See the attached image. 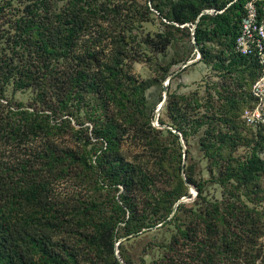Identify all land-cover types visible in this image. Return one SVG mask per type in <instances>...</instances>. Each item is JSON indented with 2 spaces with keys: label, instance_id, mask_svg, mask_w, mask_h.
I'll use <instances>...</instances> for the list:
<instances>
[{
  "label": "rangeland",
  "instance_id": "1",
  "mask_svg": "<svg viewBox=\"0 0 264 264\" xmlns=\"http://www.w3.org/2000/svg\"><path fill=\"white\" fill-rule=\"evenodd\" d=\"M51 1L52 8L65 3ZM97 2L99 14L88 15L87 28L73 41L66 56H48L32 63L40 65V80L46 85L39 90L44 96L37 107L39 118L59 127L57 131L41 130L30 138L26 149L0 141V176H9L8 180L0 178L2 182L20 176L17 170L3 171L2 164L12 154L11 146L16 154L24 148L19 155L32 162L40 164V158L49 162L35 165L49 178L48 191L40 195L37 206H60L66 224L55 231L41 226L27 231L35 239L42 234L44 243L62 259L57 264H106L110 256L97 253L93 227L88 223L76 224L78 217L92 210L88 208L96 198L98 204L104 203L98 213L114 218L113 255L126 264H264V171L249 186L236 183L233 177L224 183L221 180L238 160L250 153L259 135L264 136V90L257 91L259 96L252 91L261 73L252 81L250 66L238 69L239 77L214 69V61L228 60L225 39L208 41L203 53L193 42V24L183 27L173 22L170 26L163 15L165 10L157 8L153 0ZM20 9L19 0H0V30L12 32V21ZM202 12L213 13L214 8ZM163 31L169 35L170 43L161 53L147 41L156 40L157 33ZM21 52L25 51L19 50L16 59L36 58L28 53L22 56ZM165 71L167 75L162 78ZM125 72L133 76V81L121 75ZM139 82L149 83L144 114L138 113L134 105L133 89ZM5 88V98L33 108L30 103L37 89L13 92L12 83ZM235 93H242L246 101L241 98L243 95ZM164 94L166 99L168 94L182 95L174 108H185L192 116L196 111L207 114V102L212 95L217 107L214 127L218 136L226 139L229 130L235 129L242 139L233 148L211 153L206 145L208 123L183 138L171 124L166 99L156 117ZM230 94L241 102L233 116L226 99ZM195 98L202 105L193 111ZM106 120L120 126L119 142L113 153L117 154L116 162L123 164L132 177L127 195L136 208V219L143 222L134 234L123 226L119 220L123 214L110 207L112 201L100 188L101 182H95L92 167L86 168L82 159L95 163L97 153H93L92 143L88 142L90 129L93 123ZM168 128L179 134V140L172 139L165 131ZM259 154L264 159V149ZM185 172L205 180L202 198L197 197L194 186L189 190ZM112 189L117 203H122L119 193L123 184L117 183ZM178 204L181 207L176 211ZM156 209L166 217L157 219L159 214L153 215ZM128 212L126 207L125 215ZM20 247L22 250L23 245ZM29 252L34 258L38 255Z\"/></svg>",
  "mask_w": 264,
  "mask_h": 264
},
{
  "label": "trees",
  "instance_id": "2",
  "mask_svg": "<svg viewBox=\"0 0 264 264\" xmlns=\"http://www.w3.org/2000/svg\"><path fill=\"white\" fill-rule=\"evenodd\" d=\"M10 3L13 0H8ZM21 3L20 14L12 21L14 24L12 32L5 29L0 30V141L12 143L13 147L27 148V142L33 135L41 130L43 133L48 131H57L59 127L48 122L43 123V117L39 118L37 107L40 106L39 100L43 101L44 96L39 90L46 87L45 81L40 80L43 74L40 65L32 64L39 61L40 58L48 56L64 57L73 45V41L77 36L87 28L89 16L99 14L100 4L96 0H65L64 4H60L52 8L51 0H19ZM154 5L164 11V17L169 21L168 24L173 26V22L181 24L183 27L186 23L193 24V34L195 43L204 53L208 47L207 42L214 39H225L226 48L229 52L228 60L218 59L213 62L212 67L219 72L235 74L238 69L250 66L252 81L258 73H261L262 64L254 55H243L235 52L234 40L239 32L243 18L246 16L245 4L248 0H153ZM258 16L262 15V6L264 0H255ZM58 8L57 11L55 9ZM205 8H214L213 13L202 12ZM164 9V10H163ZM55 15V19L51 16ZM47 17V19L45 18ZM129 21V18H128ZM172 21V22H171ZM11 37V40H10ZM156 51L164 52L170 43V37L166 32H158L156 40L147 41ZM23 49L22 56L25 53L35 55V60L26 58L25 60L16 59V53ZM90 53V50H89ZM23 59V58H22ZM168 67V66H167ZM110 69L109 66H107ZM257 72V73H256ZM122 73L127 81H133V76ZM167 75L165 71L162 75ZM74 78V77H73ZM251 81V82H252ZM250 82V85H251ZM12 83V91L33 89L38 90L34 94L33 101L30 105L33 108H26L22 101L5 98V86ZM134 87L135 106L138 113L144 114L145 89L149 83L139 82ZM236 96L243 95L235 93ZM235 94L226 96L230 116L238 109L239 99ZM170 96L177 100L170 99ZM244 96V95H243ZM244 101H246V97ZM183 98L182 95L168 94L166 99V112L171 118V124L178 130L183 138H187L190 133H196L204 124L209 125L206 128V135L209 141L206 145L211 149V153L218 152L222 148H233L236 143L242 139L236 130H229L227 138L223 139L218 136L214 122L216 121V105L213 102V96L210 95L207 106V114L196 111L200 104L197 98L193 99L192 109L196 111L194 116L188 114L185 108H174L178 99ZM242 101V100H241ZM243 102V101H242ZM246 106V105H245ZM242 106L240 108H244ZM238 107V108H237ZM99 121V120H98ZM95 122L91 126V136L88 142L92 143L93 153H97L94 164L86 163V168L92 169L95 182H101L100 188L105 190L108 198L112 201L110 207L115 212L123 214L120 221L124 223L127 231L137 233L143 222L136 219L137 212L132 201L128 198V186L132 177L127 174L123 168V164L116 162L118 160L115 147L119 142L118 123L106 120V122ZM149 127L150 123L148 122ZM165 131L174 140H179V134L165 129ZM216 132V133H215ZM91 138L95 139L94 141ZM240 138V139H239ZM11 146V157L5 165L3 171L12 173L17 170L20 173L13 181L8 183L0 181V264H57L62 259L53 251V248L44 243L42 234L35 239L27 231L30 227L41 226L44 229L55 231L60 226L66 224L62 219L63 209L58 205L40 204L37 206V200L41 194L48 191L49 178L45 173H41L35 165H46L48 161L40 158L38 162H32L30 159L22 157L20 152L13 153ZM180 148V147H179ZM264 149V136L259 135L255 140L249 154L243 160H238L227 173L224 174L223 180H230L231 177L240 185L249 186L264 171V159L259 152ZM99 151V152H98ZM2 154V151H0ZM73 155V154H72ZM119 161V160H118ZM183 162V160H182ZM182 165V163H181ZM41 169V167H39ZM186 173V179L195 187L197 197L202 198L205 180L202 178H194ZM5 178L8 180L9 176ZM117 183L123 184L124 189L119 193L122 203H117L114 194H111L112 187H116ZM187 193V191L185 192ZM102 195V194H100ZM96 198L91 200V205L85 214L78 217L76 221L88 223L94 229L93 244L97 253H105L110 256L106 264H121L114 257V218L98 213L102 209L104 203L98 204ZM105 204H107L105 202ZM218 207V203H215ZM178 204L176 211L181 206ZM105 207V205H104ZM108 207V206H107ZM126 207L128 214H126ZM159 214L157 219L165 218L160 214L159 209L153 211ZM117 215V214H116ZM118 217V215H117ZM143 220V218H141ZM157 221V220H156ZM151 223L150 225L154 224ZM20 245H23V251ZM37 252V257H33L32 253ZM26 252V253H25ZM60 261V262H59ZM70 261V260H69Z\"/></svg>",
  "mask_w": 264,
  "mask_h": 264
},
{
  "label": "built area",
  "instance_id": "3",
  "mask_svg": "<svg viewBox=\"0 0 264 264\" xmlns=\"http://www.w3.org/2000/svg\"><path fill=\"white\" fill-rule=\"evenodd\" d=\"M245 8L246 16L243 18L239 32L235 37L234 50L239 54L254 55L263 65L261 75L252 85V91L259 96L257 91L263 93L261 90H264V5L260 17L255 0H248ZM262 86L263 89H261Z\"/></svg>",
  "mask_w": 264,
  "mask_h": 264
},
{
  "label": "water",
  "instance_id": "4",
  "mask_svg": "<svg viewBox=\"0 0 264 264\" xmlns=\"http://www.w3.org/2000/svg\"><path fill=\"white\" fill-rule=\"evenodd\" d=\"M194 26V25H193ZM192 34H193V30H192ZM193 42L195 43V41H194V38H193ZM195 45L197 46V44L195 43ZM163 90H164V92H166V90H167V87H166V83H163ZM165 99H166V96H165V94L163 95V98H162V101L159 103V105L157 106V114H156V117L158 116V114H159V111H160V109L162 108V106H163V103H164V101H165ZM157 119V118H156ZM157 121V120H156ZM181 143H183V141H182V139H181ZM184 158H183V162H182V165H181V171L182 172H184ZM185 183L188 185V187H189V190L191 191V189H193V185L186 179V177H185ZM133 234H134V232H133ZM115 255L116 256H118L117 255V253H115ZM118 259V261L121 263V264H126L124 261H122L119 257L117 258Z\"/></svg>",
  "mask_w": 264,
  "mask_h": 264
}]
</instances>
